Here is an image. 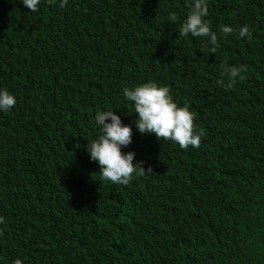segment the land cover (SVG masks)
<instances>
[{
  "label": "trees",
  "instance_id": "1",
  "mask_svg": "<svg viewBox=\"0 0 264 264\" xmlns=\"http://www.w3.org/2000/svg\"><path fill=\"white\" fill-rule=\"evenodd\" d=\"M40 1L31 12L0 0V87L17 98L0 112V188L13 186L23 209L20 233L3 213L0 264H264V0H208L215 53L207 38L179 35L184 0ZM241 64L243 80L217 83ZM147 81L189 105L206 132L198 148L136 131L122 89ZM109 108L133 125L122 152L152 174L113 184L80 149L43 169L35 149L58 136L73 147Z\"/></svg>",
  "mask_w": 264,
  "mask_h": 264
},
{
  "label": "clouds",
  "instance_id": "2",
  "mask_svg": "<svg viewBox=\"0 0 264 264\" xmlns=\"http://www.w3.org/2000/svg\"><path fill=\"white\" fill-rule=\"evenodd\" d=\"M23 6L31 12L38 10L39 4H46L40 0H20ZM187 8V14L179 26V35L207 38V43L211 45L213 53L216 51L217 32L212 31L209 21L205 19L208 15V0H184ZM49 3L56 4L57 0H49ZM68 0H59L58 7L64 8ZM168 22L175 24L178 20L176 12L168 14ZM61 22H55L57 25ZM219 31L228 35L232 33V28L227 25L221 26ZM239 37L250 36L249 28L241 26L238 32ZM54 41L70 45L75 55L76 49L73 48L70 41L66 38H55ZM247 66H226L222 71L224 79L217 83L225 89H231L238 80H243ZM73 91V97L76 92L73 89L72 78L69 77L66 82ZM58 92V90H54ZM122 94L126 101L131 102L132 113L136 114L133 121L136 131L141 134H154L158 140H170L179 145L180 148H198L201 139L206 135L203 128L194 124V113L190 110L188 104L180 106L175 102L170 90L166 85L157 84L154 81H147L134 87H124ZM17 103L16 96L8 89L0 87V112L7 113L11 111ZM49 116L52 111L48 110ZM95 127L91 129L85 138L80 141L73 140V147L68 146L67 139L58 136L51 146L44 145L35 149V152L42 159L44 170L49 169V164L57 166L67 161L75 150L83 151L84 157L94 161L99 165L101 179L107 180L113 184L127 185L133 178V175H150L152 168L145 169L141 162L133 163L136 153L134 151L122 152V148H127L133 139V125L122 123L121 116L111 108L106 110L97 109L94 115ZM96 127L99 130L97 133ZM0 168L6 171V162L0 157ZM43 170V171H44ZM147 173V174H146ZM48 185L55 184L44 177ZM7 188H0V232L3 231L5 218L3 213H11L14 223L19 227V233L23 229V209L21 207L19 196L16 189L7 185ZM8 190L10 193H8ZM18 203V206L12 209V205ZM73 225L68 226V228ZM171 264H191L188 259L170 258ZM13 264H22L21 260L16 259Z\"/></svg>",
  "mask_w": 264,
  "mask_h": 264
}]
</instances>
